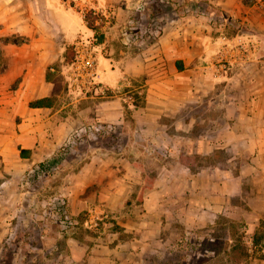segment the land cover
<instances>
[{
  "label": "crops",
  "instance_id": "obj_1",
  "mask_svg": "<svg viewBox=\"0 0 264 264\" xmlns=\"http://www.w3.org/2000/svg\"><path fill=\"white\" fill-rule=\"evenodd\" d=\"M75 5L0 0V39H23L3 46L0 69V260L125 264L128 250L152 249L176 227L264 231V9L250 0ZM81 6L96 14L92 28ZM95 34L99 79L117 95L64 82L68 51ZM41 99L50 104L30 106ZM96 124L104 129L89 133ZM36 166L46 174L24 181ZM50 196L72 227L59 206L33 218ZM92 207L101 213L93 238L82 216Z\"/></svg>",
  "mask_w": 264,
  "mask_h": 264
},
{
  "label": "rangeland",
  "instance_id": "obj_2",
  "mask_svg": "<svg viewBox=\"0 0 264 264\" xmlns=\"http://www.w3.org/2000/svg\"><path fill=\"white\" fill-rule=\"evenodd\" d=\"M64 1L70 7H75L77 2V0ZM83 14L85 23L92 22L94 16L90 10L83 11ZM22 40L21 37L15 36L0 39V69L5 66L7 61L3 55V46L14 42L22 43ZM72 48L67 54L68 65L73 54ZM64 82L67 84V78L64 79ZM104 139L106 144L113 143V137L109 136ZM90 209L93 207L86 210L82 215L85 221ZM212 225L214 224L211 223L206 227L192 226L191 229L186 228L184 230L182 227L181 230L176 227L175 232L166 234L159 245L152 249L128 250L125 264H261L262 260L264 261V231L253 234L249 233L243 225L233 226L226 222L221 227H212ZM83 229L92 238L99 235V232L92 230L87 222ZM250 239L252 245L249 246L248 240ZM132 251L134 252L133 255L130 254ZM6 253L1 257L0 264H8ZM27 264L40 263H37V258L31 255Z\"/></svg>",
  "mask_w": 264,
  "mask_h": 264
},
{
  "label": "built area",
  "instance_id": "obj_3",
  "mask_svg": "<svg viewBox=\"0 0 264 264\" xmlns=\"http://www.w3.org/2000/svg\"><path fill=\"white\" fill-rule=\"evenodd\" d=\"M163 2H168L169 0H161ZM253 5L264 9V0H250ZM83 11L86 10L83 7ZM90 13L93 16H96L93 10H90ZM84 17V14H83ZM106 20H109V16L106 15ZM72 59L69 66L67 74L68 86L72 91L77 92L78 94H94L99 93L102 95H117L119 94L118 89H112L105 84H103L98 75L97 65H98V56H99V41L96 35H92L88 38H83L77 40L73 44L72 48ZM227 68L225 63H221V71H225ZM128 88H132L131 84L128 85ZM142 91L137 89V96L141 95ZM129 101H134V95L129 96ZM104 128L100 124L89 127V133H96ZM107 130V127H106ZM73 146V140L69 139L63 145V150L71 149ZM45 175L46 172L41 166H36L32 168L24 176V181L29 180L30 178L36 177V175ZM59 206V211L62 215V220L60 221L63 227H71L74 225V219L67 213V210L64 206L61 198L57 196H50L48 198H43L40 202L39 211H32L33 218L42 217L43 219L49 218L51 212ZM100 211L96 208L90 209L86 215V222L89 227L97 231L99 229V222L101 221ZM249 246L252 245V240H248Z\"/></svg>",
  "mask_w": 264,
  "mask_h": 264
},
{
  "label": "trees",
  "instance_id": "obj_4",
  "mask_svg": "<svg viewBox=\"0 0 264 264\" xmlns=\"http://www.w3.org/2000/svg\"><path fill=\"white\" fill-rule=\"evenodd\" d=\"M87 25L89 28H92L93 22H89V23H87ZM49 104H50V99H41V100H37V101L30 103V106L31 107H44V106L49 105Z\"/></svg>",
  "mask_w": 264,
  "mask_h": 264
}]
</instances>
